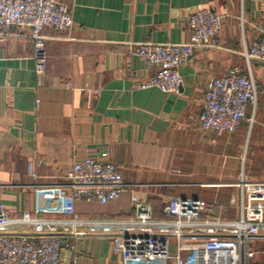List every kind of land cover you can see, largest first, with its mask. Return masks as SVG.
Masks as SVG:
<instances>
[{
  "label": "crops",
  "instance_id": "obj_1",
  "mask_svg": "<svg viewBox=\"0 0 264 264\" xmlns=\"http://www.w3.org/2000/svg\"><path fill=\"white\" fill-rule=\"evenodd\" d=\"M60 1L73 25L44 30L45 74L35 72L34 40L0 25V200L13 211L132 217L135 193L161 218L170 198L181 196L214 203L217 221L239 219L243 190L237 182L264 180V63L245 55L261 34L264 0ZM200 7L212 8L223 21L220 48L198 50L179 69L177 92L137 86L154 70L134 45L189 41L188 18ZM233 66L256 81L258 103L248 112L253 121L232 133L204 130L198 121L204 85ZM107 151L130 189L106 204L61 195L56 184L75 161ZM73 241L78 251L67 250L69 260L77 255L78 264H124L109 236ZM178 243L171 241L172 254ZM182 256L192 263L195 251Z\"/></svg>",
  "mask_w": 264,
  "mask_h": 264
},
{
  "label": "built area",
  "instance_id": "obj_2",
  "mask_svg": "<svg viewBox=\"0 0 264 264\" xmlns=\"http://www.w3.org/2000/svg\"><path fill=\"white\" fill-rule=\"evenodd\" d=\"M188 24L191 33L187 42L134 45L133 52L154 70L137 86L177 92L183 84L179 69L190 64L198 50L220 48L223 21L212 8H197L189 15ZM0 25L5 30L17 27L21 34L34 40L35 72L42 75L47 70L44 30H66L73 25V18L68 5L60 0H0ZM245 55L249 61L264 63V25ZM204 88L198 115L202 129L232 133L245 120L253 121L248 112L258 103L257 84L239 66L209 78ZM56 185L62 196L103 204L117 200L130 189L112 160L111 151L102 157L75 161L65 181ZM237 185L243 190L242 214L229 221L213 219L216 205L193 197H171L161 218L154 217L152 206L135 193L131 196L135 211L132 217H85L75 211L64 215L13 211L0 200V264H78L79 256L69 260L65 252H77L73 239L86 234L111 237L124 264L164 258H172L176 264H257L254 259L261 251L253 243L254 239H264V180L242 179ZM205 213L209 218L202 219ZM173 239L179 242L176 254L171 253ZM185 250L195 251L194 262L183 258Z\"/></svg>",
  "mask_w": 264,
  "mask_h": 264
},
{
  "label": "rangeland",
  "instance_id": "obj_3",
  "mask_svg": "<svg viewBox=\"0 0 264 264\" xmlns=\"http://www.w3.org/2000/svg\"><path fill=\"white\" fill-rule=\"evenodd\" d=\"M247 180H261V179H247ZM254 244H256L254 246H256L257 248L260 247L259 249L261 251V253L254 260L261 261V262L264 261V243L260 242V240L258 239H254Z\"/></svg>",
  "mask_w": 264,
  "mask_h": 264
}]
</instances>
